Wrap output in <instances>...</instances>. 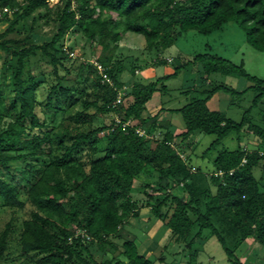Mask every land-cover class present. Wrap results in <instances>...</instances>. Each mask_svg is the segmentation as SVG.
I'll return each instance as SVG.
<instances>
[{"label": "trees", "instance_id": "trees-1", "mask_svg": "<svg viewBox=\"0 0 264 264\" xmlns=\"http://www.w3.org/2000/svg\"><path fill=\"white\" fill-rule=\"evenodd\" d=\"M47 1L0 0V7L12 9L11 15L0 19L7 22L0 32V56H4L3 72H9L12 88L8 97L0 90V119L10 116L0 129V199L6 207L23 208L20 195L25 191L30 209L19 234L21 252L37 253L36 264H155L121 233L141 209L131 196L136 178L160 194L145 206L150 218L160 220L171 240L184 242L192 261L205 230L220 242L230 264H242L235 249L246 238L264 247V125L253 123L249 116L251 107L264 98V78L247 72L243 62L236 64L208 51L191 57L178 53L173 71L146 83L135 80L124 91L119 77L124 66L113 61L112 53L106 54L117 48L126 32H134L157 57L182 33L210 34L229 21L244 30L247 44L264 52V0H63L53 18L55 33L38 43L34 41L36 19L50 16ZM74 27L86 39L91 54L93 44L100 47L94 62L88 59L79 67L88 91L64 84L74 61L57 44ZM20 29L23 35L12 36ZM35 58L48 70L34 72L30 61ZM165 63V58L158 59V64ZM97 64L110 82L102 80ZM188 65L197 74L198 83L188 89L194 95L179 107H160L143 116L154 92L166 90L165 79ZM135 70L131 68L130 73L134 75ZM49 75L53 80L42 102L36 90ZM214 75L243 77L249 84L238 91L211 79ZM248 90L254 91V97L238 121L207 106L220 91L229 94L233 103ZM119 91L123 94L114 105ZM76 94L84 96L83 110L92 107L107 115L108 123L93 127L86 114L76 113L78 125L55 127L40 116L52 110L70 112L77 103ZM65 100L69 103L62 105ZM163 111L179 113L184 129L171 131ZM114 115L130 120L131 125L115 123ZM137 127L145 134L137 133ZM153 128L163 132L154 136ZM197 133L213 136L202 158L227 137L236 139L237 146L222 145L210 167L202 168L191 160L190 139ZM250 136L253 139L244 145L243 139ZM177 137L180 140L175 142ZM85 147L88 167L74 157ZM26 159H30L27 169L33 178L16 184L10 163ZM224 230L233 239L232 246L227 245ZM10 231L9 222L0 231V259ZM95 251L104 259L96 260Z\"/></svg>", "mask_w": 264, "mask_h": 264}, {"label": "rangeland", "instance_id": "rangeland-1", "mask_svg": "<svg viewBox=\"0 0 264 264\" xmlns=\"http://www.w3.org/2000/svg\"><path fill=\"white\" fill-rule=\"evenodd\" d=\"M48 7L50 8V16L48 18L41 17L36 19L34 35V41L42 43L48 41L56 31V24L53 21L55 16V10L58 6H61L63 0H48ZM74 2H72V6ZM40 11V10H39ZM37 15V10L33 13ZM30 21V19L28 20ZM7 25L6 21H0V32L5 29ZM24 31L20 29V33L12 34V36H21ZM61 45L63 50L71 52V59L74 61L70 68V73L67 75L64 84L68 87H76L78 90L89 88L85 87L81 81L82 77L80 65H83L88 59L95 61V56L100 51V47L93 44V53L89 49L86 39L82 36L77 28H72L63 37V39L57 44ZM95 51V52H94ZM208 51L213 54H217L226 58L233 63L243 62L245 69L252 75L259 78H264V52L256 51L245 40L244 30L234 21H229L223 25L219 30H216L210 34H200L194 30H189L182 33L174 44L160 53L156 57L154 51H148L145 47V41L143 37L134 32H126L117 48H113L112 51L106 52L111 55L113 61H120L124 66V71L120 74L121 81L124 82L123 90L129 89L131 83L135 80L142 83L152 81L158 76L165 75L173 71V68L178 64V59L175 58L178 53L191 57L194 53ZM159 57V58H158ZM165 58L168 63L158 64V59ZM3 54L0 56V90L4 97H8L12 93V88L9 80V72H3ZM30 67L34 72L38 73L40 68L48 70L42 60L39 58L32 59L30 61ZM135 68V73L132 75L130 69ZM197 74L194 71L192 65L186 66L176 76H172L165 79L166 85L165 91L157 90L154 92L151 99L147 102L146 112L143 115L151 114L157 111L160 107H179L185 104L194 92L188 89L197 84ZM211 79L216 82H223L235 87L238 91L243 90L249 83L243 77H234L229 75H214ZM37 80H41V77L37 76ZM53 80L49 75L46 81L41 84L36 90V95L39 100L44 102L48 85ZM6 83V84H5ZM122 90V91H123ZM222 96L220 105H228L225 109L226 114L235 119L240 120L242 113L248 109L251 105L252 98L254 97V91L248 90L241 97L235 98L233 103H229L231 100L230 95L221 92ZM77 103L71 106L70 112L64 110H52L45 111L40 116L46 119V122L55 126L74 127L80 123L75 116L76 113L86 114L92 121V126H102L108 123V116L95 112L92 107L83 110V98L82 94H76ZM69 101H64L62 105H67ZM207 105L210 109L217 105V96L214 94L208 101ZM165 119L170 120V129L174 133H179L184 129L183 122L180 114L173 112L168 113L163 111ZM264 115V98H262L257 105L252 106L249 110V116L253 123L261 124V116ZM10 119V116L0 119V129ZM163 132L161 129L153 128L152 134L157 136ZM100 133L99 135H101ZM213 136L197 133L190 140L192 142L191 160L195 164H199L202 168L210 167V162L216 152L223 146L234 148L237 146L236 139L226 138L223 143L218 144L216 148L210 150L204 158L200 154L212 141ZM253 136L245 137V142L248 140L251 142ZM180 137L175 139L178 142ZM243 142V141H242ZM56 147L55 143L53 149ZM88 148L85 147L76 154L75 158L80 159L88 167L89 155L87 154ZM190 151V152H191ZM57 150L52 152L55 154ZM41 159H47L43 156ZM30 159L23 161H14L10 163V169L13 175H15V183L23 184L29 179L33 178V174L27 169V165ZM259 170H255V176L259 177ZM142 178H136L133 182V191L131 192L132 198L137 202L138 206H141L140 216L130 218L123 226L121 230L124 238H132L139 251L144 253L147 257L154 261L155 264H230L227 260V256L215 236L210 235L208 230L204 231V238L197 242L199 252L197 255L190 257L184 248V242H174L170 239V232L164 226L160 220L154 217L150 218L148 211L149 205L153 203L154 197L159 196L157 192L151 190L150 187L145 186ZM148 195H152L153 198H149ZM20 198L25 202L23 208H9L3 205L0 199V231L4 228L6 223H10L11 231L8 237V245L4 252V256L0 259V264H36L34 259L39 255L35 252L22 253L19 244V234L22 228V220L27 216L30 209V205L27 202L25 191L21 190ZM147 208V209H144ZM223 236L227 240V245L232 246L233 239L227 234V231H223ZM252 237H248L235 249V254L241 259L242 264H252L255 261L261 262L264 260V247L255 242V248L253 254L250 253L249 248L252 243ZM254 241V240H253ZM262 249V250H261ZM249 251V252H248ZM112 255L111 251H108L106 257ZM162 256L163 261H159L158 258ZM94 257L96 260H103L102 253L95 251Z\"/></svg>", "mask_w": 264, "mask_h": 264}, {"label": "built area", "instance_id": "built-area-1", "mask_svg": "<svg viewBox=\"0 0 264 264\" xmlns=\"http://www.w3.org/2000/svg\"><path fill=\"white\" fill-rule=\"evenodd\" d=\"M11 13H12V9H10L9 7H5V6H4V7H0V19H1V17H3L5 14L9 16V15H11ZM66 52L68 53L69 56H71V52H68V51H66ZM93 62H94V61H93ZM97 66H98L99 72H100V74H101L102 80H103V81L110 82V79H109V77L107 76V74H106L105 72H103L102 68H101L98 64H97ZM122 94H123V92H122V91H119V93H118V95H117L115 101L113 102L114 105H115L117 102L120 101V99H121V95H122ZM114 121H115V123H122V125H131V121H130V120L123 121L122 118H121L120 116H118V115H114ZM135 130H136V132L139 133L140 135L145 134L144 130L141 129V128H139V127H137Z\"/></svg>", "mask_w": 264, "mask_h": 264}, {"label": "crops", "instance_id": "crops-1", "mask_svg": "<svg viewBox=\"0 0 264 264\" xmlns=\"http://www.w3.org/2000/svg\"><path fill=\"white\" fill-rule=\"evenodd\" d=\"M222 91H220V92H218V93H216L215 95L217 96V105H214V108L212 109V110H220V111H222V112H225V111H227L225 108L226 107H228V105H220L221 103H220V100H221V98H222V96H219V95H221L222 93H221ZM223 93H225V92H223ZM219 94V95H218ZM227 94V93H226ZM208 106V105H207ZM210 109V108H209ZM146 112V111H145ZM149 115V114H148ZM148 115H146V116H148ZM143 116H145V115H143ZM144 209H147V208H144ZM139 216H140V212H139ZM250 238V237H249ZM252 240V243H251V245H250V247H247V249L249 248V251H250V253L251 254H253V250H254V248H255V240L254 239H251ZM254 240V241H253ZM198 241H200V240H198ZM197 241V242H198ZM244 242V241H243ZM242 244V243H241ZM262 250V249H261ZM248 251V252H249ZM240 259V258H239ZM240 261H241V259H240ZM261 262H258L257 263V261H255V263L256 264H264V260H260ZM241 263H242V261H241ZM252 264H254V262L252 263Z\"/></svg>", "mask_w": 264, "mask_h": 264}]
</instances>
